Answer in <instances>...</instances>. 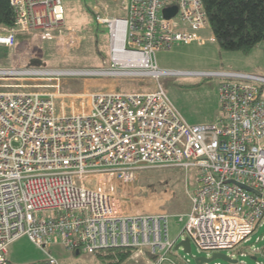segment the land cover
<instances>
[{
    "label": "built area",
    "instance_id": "built-area-1",
    "mask_svg": "<svg viewBox=\"0 0 264 264\" xmlns=\"http://www.w3.org/2000/svg\"><path fill=\"white\" fill-rule=\"evenodd\" d=\"M10 3L15 21L0 25V45L17 46L19 33L33 42L72 30L63 0ZM173 6L168 17L164 10ZM95 17L109 25V64H0V264H18L9 245L23 235L46 257L22 264H61L47 251L57 240L81 252L131 249L142 264H191L181 259L184 246L176 248L186 237L212 252L248 242L264 224V72L159 65V51L204 41L203 0H131L125 17ZM71 75L120 82L69 97L31 82L54 79L39 85L58 86ZM167 75L219 77L218 116L189 122L161 84ZM153 167H177L186 184L194 170L187 212L136 209L139 197L125 189ZM172 218L181 225L175 238Z\"/></svg>",
    "mask_w": 264,
    "mask_h": 264
},
{
    "label": "rangeland",
    "instance_id": "rangeland-1",
    "mask_svg": "<svg viewBox=\"0 0 264 264\" xmlns=\"http://www.w3.org/2000/svg\"><path fill=\"white\" fill-rule=\"evenodd\" d=\"M130 1L131 0H63L66 10L65 17L67 25H69L71 29L76 30L78 33H88L90 31L94 33V39L90 38V41L85 40L83 47L86 46L88 42L92 41L94 49L97 50L98 47L96 56L81 55V53L86 54L89 52H79L76 54L73 61L78 62L79 64L77 65L97 66L101 64H109V25L108 23L98 22L95 15L100 13L103 16L110 18L125 17ZM200 33L204 37V43H178L170 50L159 51L157 54L159 65L169 69H226L264 72V69L255 70L254 68H249V65L253 63H264V58L257 55V52H264L263 42L258 43L249 52L241 50H227L220 48L219 43L214 38H211L213 33L210 26L201 30ZM27 48L32 50L30 47ZM43 48L44 52L43 50L40 51L41 57L36 56V53L33 50L32 53H28L27 50V53H25L26 55H29L27 61L30 62V64L34 63L36 65H47L46 59L49 60V57H44L43 54L50 52L52 48L51 41L45 40ZM6 50L7 49L4 48L0 51V58L4 61V63L7 62L9 54ZM99 56L102 60L98 58ZM99 60L101 61L100 63ZM71 65L77 66L76 64ZM245 67L250 70H244ZM56 81L57 80L54 79H36L31 82L35 84L38 83V86H35V89L37 90H46L49 92L59 90L62 93L81 92L83 91L84 82H86L88 90H94L102 87L99 86V84L114 85L112 83L120 82L118 80H110L106 78H85L82 76L71 75L60 77L58 80V86L52 85V87H42L39 85L41 83L54 84ZM160 81L172 101L189 122L194 124L209 122L214 120L220 113L218 96L220 83L219 77L202 75H167L161 77ZM93 83L98 84L93 85ZM153 83V80L146 81L148 87ZM83 101H86V99L84 98ZM188 180L189 182L186 184L185 174L177 167H153L140 171L136 181L133 183V187L127 186L125 191L130 194H136V196L139 197L136 209L147 210L145 209L147 206L149 209L148 211H165L171 213L187 212L191 208V200L189 198L187 188H193L195 185V175L192 168L189 169ZM137 186H139V189H137ZM162 189H166L165 193L170 196V199L163 204L153 203L151 198L154 194H150V192H156ZM180 230V223L172 218L170 221L171 236L175 238ZM258 248L259 250H257ZM47 251L56 255L61 264H113L114 261L113 259H109L107 257H99L95 253L83 251L76 253L74 250L65 248L58 240L55 241L51 247H48ZM103 252L105 255L106 252ZM222 252H234L236 254V258L246 264H257V260L253 258L254 256L258 257L259 261L264 262V224L261 225L258 223L256 225V229L248 242H242L234 249H231V252L228 249H225ZM179 253L182 260L189 258L191 264H196V257H210L213 252L199 249L197 244L194 242L192 243L191 252L186 253L183 249H179ZM8 257L12 262L22 264L40 261L46 257V254L43 249L37 246L28 237V235H23L9 245ZM135 259L132 254L131 258L121 262V264H142L141 261L137 263ZM216 262L229 264V262L221 258H215L212 261L206 262V264H216Z\"/></svg>",
    "mask_w": 264,
    "mask_h": 264
},
{
    "label": "trees",
    "instance_id": "trees-1",
    "mask_svg": "<svg viewBox=\"0 0 264 264\" xmlns=\"http://www.w3.org/2000/svg\"><path fill=\"white\" fill-rule=\"evenodd\" d=\"M203 3L209 26L220 48L249 52L260 42L264 48V0H203ZM14 18L10 0H0V25L12 26ZM17 37L21 39L22 34ZM94 253L113 259V264H121L131 258L133 251L108 248Z\"/></svg>",
    "mask_w": 264,
    "mask_h": 264
},
{
    "label": "crops",
    "instance_id": "crops-1",
    "mask_svg": "<svg viewBox=\"0 0 264 264\" xmlns=\"http://www.w3.org/2000/svg\"><path fill=\"white\" fill-rule=\"evenodd\" d=\"M69 26V25H67ZM53 33H57L58 31L55 30H51ZM90 38L94 39V33L92 31L88 32V33H78L76 30L72 29L70 32H67L65 34H62L60 36H56L50 39H46V40H50L52 43V48L50 50V52H48L47 54H43L44 57H49V60L46 59V64L47 65H51V66H75V65H71V64H79L78 62L73 61L74 57L76 56V54H78L79 52H89L86 54H82V56H90V55H97V50L94 49L92 42H88V44L86 46L83 47V43L85 40L90 41ZM25 38L21 37V39L19 40L22 41L21 43H18L17 46L14 47H8L5 45H0V51H2V49H7L6 51H8V58H7V62L4 63V61L1 60L0 58V64H11L12 62H26L27 59L29 58V55L25 54L27 53H32V50L36 53V56H40V51L43 50L44 52V48H43V44L45 42V40L43 41H36L35 39L32 38L33 42L31 40H29L30 38H26V40H24ZM96 41V38H95ZM25 42H26V46L32 48V50H29L26 46H25ZM21 44V45H20ZM24 45V46H23ZM41 45H42V49H41ZM34 47V48H33ZM96 47V46H95ZM37 49V50H36ZM38 51V52H37ZM99 52L101 54V51L99 49ZM257 55H259L260 57L264 58V52H257ZM41 57V56H40ZM100 60H102V58L99 56L98 57ZM4 60V59H3ZM99 60V63L101 62ZM62 62V63H60ZM89 62V61H88ZM57 63V64H56ZM60 63V64H58ZM97 64V63H95ZM86 65V64H84ZM80 66V65H77ZM250 69L254 68L255 70H262L264 69V63H253L251 65H249ZM250 69H245L244 70H250ZM98 83H93V85H97ZM112 84H116V83H112ZM102 84H99V86H101ZM87 88L86 86V82L83 83V91ZM62 93V92H61ZM78 93V92H77ZM63 94H67L66 97H69V95L71 94H75V93H63ZM60 100V98L58 99V101ZM210 122V121H209ZM166 189H162L159 191H152L150 192V194H154L153 197L151 198V201L153 203H158V204H163L165 203L167 200L170 199V196L167 195L166 193ZM149 194V195H150ZM169 196V197H168ZM147 210H149L146 206ZM152 211V210H151ZM171 213V212H170ZM176 213H182V212H173V214ZM43 260V259H42ZM40 260V261H42Z\"/></svg>",
    "mask_w": 264,
    "mask_h": 264
},
{
    "label": "water",
    "instance_id": "water-1",
    "mask_svg": "<svg viewBox=\"0 0 264 264\" xmlns=\"http://www.w3.org/2000/svg\"><path fill=\"white\" fill-rule=\"evenodd\" d=\"M177 11V7L173 6V7H167L165 8L164 12L165 14L169 17L173 14H175ZM248 189L252 190V188H250L249 186H247ZM180 245L184 246V251L185 252H191L192 250V245H191V241L189 237H186L184 240H181L177 243L176 248H178ZM215 258H221L229 263H237L238 262V258H232L230 255H228L225 252L222 251H215L212 253V255L210 257H206V256H198L196 257V264H204V262H209L212 261ZM254 259L256 258V256L253 257Z\"/></svg>",
    "mask_w": 264,
    "mask_h": 264
},
{
    "label": "bare ground",
    "instance_id": "bare-ground-1",
    "mask_svg": "<svg viewBox=\"0 0 264 264\" xmlns=\"http://www.w3.org/2000/svg\"><path fill=\"white\" fill-rule=\"evenodd\" d=\"M122 35H123V26H122L121 22H118V24H117V38H118V42L122 39Z\"/></svg>",
    "mask_w": 264,
    "mask_h": 264
}]
</instances>
